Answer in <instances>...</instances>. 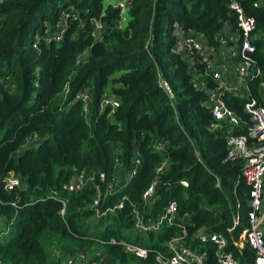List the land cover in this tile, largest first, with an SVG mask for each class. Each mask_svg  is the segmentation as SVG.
<instances>
[{
  "label": "trees",
  "instance_id": "trees-1",
  "mask_svg": "<svg viewBox=\"0 0 264 264\" xmlns=\"http://www.w3.org/2000/svg\"><path fill=\"white\" fill-rule=\"evenodd\" d=\"M107 1L0 5V223L10 229L0 239V264H156V253L165 251L182 227L140 235L132 204L141 207L166 161L147 217L155 219L176 203L185 245L205 251L206 264L220 263L216 246L200 242L203 232L225 235L227 250L239 257L233 241L248 229L250 200L244 164L225 161L227 126L213 119L208 104L209 91L218 87L214 72L199 54L177 48L178 32L200 38L217 57L220 37L233 46L231 35L240 30L230 0H129L122 29L121 10ZM240 2L255 19L257 52L251 58L264 70V2ZM64 15L67 25H60ZM96 21L104 26L99 35ZM263 83L264 75H254L246 80L251 96L224 95L243 122L250 120L244 107L251 97L264 107ZM86 90L89 119L79 99ZM107 96L117 102L113 113L111 106L103 108ZM235 133L247 134V127ZM81 173L104 174L106 182H98L104 194L120 177L124 185L99 209H114L125 197L124 208L97 218L95 187L65 188ZM11 176L21 180L13 191L6 188ZM125 242L147 250V257L128 251ZM254 256L247 248L241 264H252Z\"/></svg>",
  "mask_w": 264,
  "mask_h": 264
},
{
  "label": "built area",
  "instance_id": "built-area-1",
  "mask_svg": "<svg viewBox=\"0 0 264 264\" xmlns=\"http://www.w3.org/2000/svg\"><path fill=\"white\" fill-rule=\"evenodd\" d=\"M5 0H0V5ZM231 10L236 13L239 22V36L233 38L235 44L229 46L228 38L220 37V45L222 50L227 51L229 60L232 63L236 82L231 83L226 74L222 71V64L218 57L212 54V50L204 46L200 38L191 35H185L178 32L177 48L181 52L197 53L202 57L204 63H207L208 69L214 72V78L218 83V87L209 91V106L213 119L218 123L227 126L226 144L227 155L225 161H241L244 164L242 169V177L246 185L250 188L249 213H248V229L245 230L237 241H233L236 249L239 251V257L232 251H228L229 242L225 235L219 233L200 234L199 239L202 244L213 243L216 246V257L220 264H241L240 257L244 255L247 248L251 249L255 256L252 264H264V107L258 101L251 97L250 101L245 104L244 110L250 116L249 122H243L239 116L230 110L227 106L224 95L226 93L250 95V90L246 85V80L256 75L263 77L264 70L251 58V55L257 52V46L253 43V32L255 30V19L247 16L241 6L240 0H230ZM264 2V0H261ZM121 10V20L118 28L122 29L128 21V2H120L114 5ZM258 7V4L255 5ZM104 29L101 22H95V33L99 35ZM96 36V34H94ZM61 38L58 37L57 40ZM264 41V39H263ZM203 86V85H201ZM264 87V83L262 84ZM166 92L173 97L172 90L167 83L163 84ZM251 96V95H250ZM79 99L83 104V113L87 119L91 115V94L89 90L83 91L79 95ZM111 106L112 113L117 107V102L113 97L107 96L103 101V108ZM247 127V134H236L237 127ZM165 144L159 147L163 150ZM139 164V162H137ZM168 167V161L164 162L156 172V177L150 187L142 196L141 207L132 204V218L134 222V230L140 235H149L158 233L164 226L179 225L182 227V234L173 238L166 245L165 251H158L155 256L156 264H206L207 253L205 251L193 250L185 245L187 231L177 219V205L170 203L162 214L155 219L147 217L157 202V188L160 182V175L165 172ZM136 172H134L135 174ZM117 179V178H116ZM113 179L109 183V187L104 194L98 182L105 183L107 178L104 174L81 173L76 176L74 181L66 185V189L70 192H79L83 189L93 186L97 190V197L94 200V208H96V217L103 218L108 212L123 209L127 198H123L117 203L114 209L102 211L99 209L101 201L108 195H112L120 185H124L123 181L118 182ZM180 184L187 188L188 182L182 180ZM21 187V180L15 176H11L6 180V188L10 191ZM66 202H63L62 216H65ZM240 224V217L235 219V227ZM10 229L0 223V239L9 234ZM234 228L229 232L233 233ZM124 247L138 255L146 258L147 250L139 248L137 245L123 243ZM84 259V258H83Z\"/></svg>",
  "mask_w": 264,
  "mask_h": 264
},
{
  "label": "crops",
  "instance_id": "crops-1",
  "mask_svg": "<svg viewBox=\"0 0 264 264\" xmlns=\"http://www.w3.org/2000/svg\"><path fill=\"white\" fill-rule=\"evenodd\" d=\"M232 38H236V35L232 34ZM218 60L221 62L222 66V71L226 74L227 79L231 82L234 83L236 82L235 75H234V70L232 67V63L229 60V56L227 54V51H223L220 53ZM264 88V87H263ZM263 97H264V89H263ZM2 223V222H1ZM67 264V263H66ZM70 264H82L81 262H70Z\"/></svg>",
  "mask_w": 264,
  "mask_h": 264
},
{
  "label": "rangeland",
  "instance_id": "rangeland-1",
  "mask_svg": "<svg viewBox=\"0 0 264 264\" xmlns=\"http://www.w3.org/2000/svg\"><path fill=\"white\" fill-rule=\"evenodd\" d=\"M122 1H124V2H128L129 0H108L107 2H108V3H112L113 5H117L118 3L122 2ZM72 13H73V12H72ZM66 20H67V18H66V16L64 15V16H63V19H62V23H61L60 25H67ZM219 62H220V61H219ZM116 180H117L118 182L122 181V180L120 179V177H118ZM67 263H69V262H67ZM138 264H139V263H138Z\"/></svg>",
  "mask_w": 264,
  "mask_h": 264
}]
</instances>
